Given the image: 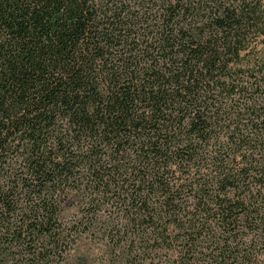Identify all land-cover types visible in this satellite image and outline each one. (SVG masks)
Masks as SVG:
<instances>
[{"label": "trees", "instance_id": "trees-1", "mask_svg": "<svg viewBox=\"0 0 264 264\" xmlns=\"http://www.w3.org/2000/svg\"><path fill=\"white\" fill-rule=\"evenodd\" d=\"M264 264V0H0V264Z\"/></svg>", "mask_w": 264, "mask_h": 264}, {"label": "rangeland", "instance_id": "rangeland-1", "mask_svg": "<svg viewBox=\"0 0 264 264\" xmlns=\"http://www.w3.org/2000/svg\"><path fill=\"white\" fill-rule=\"evenodd\" d=\"M78 264H81V263L78 262Z\"/></svg>", "mask_w": 264, "mask_h": 264}]
</instances>
